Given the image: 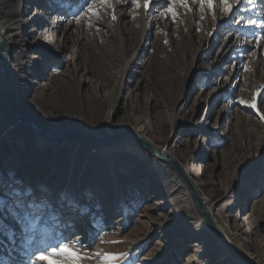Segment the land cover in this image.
I'll return each mask as SVG.
<instances>
[{
    "label": "rangeland",
    "instance_id": "1",
    "mask_svg": "<svg viewBox=\"0 0 264 264\" xmlns=\"http://www.w3.org/2000/svg\"><path fill=\"white\" fill-rule=\"evenodd\" d=\"M14 3L18 11L29 4ZM45 4L52 11L38 29L45 35L25 27L11 38V57L31 63L18 75L27 88L19 84L13 92L16 106L20 96L23 112L48 129L57 124L55 131L78 127L100 136L135 131L149 115L147 137L173 144V157L205 190L214 224L264 264V40L257 39L264 34V0H238L230 14L219 0L214 12L189 0L190 9L177 7L175 22L165 18L169 0H151L147 9L132 0ZM92 5L98 16L88 13ZM18 17L0 10V20ZM2 88L0 72V196L8 197L13 181L31 188L23 200L37 232L66 241L85 257L80 264H243L225 246L214 250L218 238L208 228L193 231L200 216L195 204L183 192L169 200L164 175L149 170V154L137 142L120 141L115 180L90 143L45 159L11 115ZM146 180L163 203L142 192ZM231 195L239 197L227 208ZM59 206L73 212L65 224ZM2 219L15 239L0 235V264H24V222ZM108 253L119 258L106 260Z\"/></svg>",
    "mask_w": 264,
    "mask_h": 264
},
{
    "label": "bare ground",
    "instance_id": "2",
    "mask_svg": "<svg viewBox=\"0 0 264 264\" xmlns=\"http://www.w3.org/2000/svg\"><path fill=\"white\" fill-rule=\"evenodd\" d=\"M68 1L69 0H61V2L63 3V6L67 5ZM24 3L25 4L29 3L28 7L24 8L23 11H18L15 7V3L10 5L9 0H0V10L3 7H6L11 13H14V14H16V16H19L17 19L11 18V20H9V22L0 20V41L6 47V52H7L6 59L8 60V69L11 71V75H12L13 92H16L18 90L19 84H20V87H21V85H23L21 88H27V83L25 81L23 83H19V80H18L19 74L18 75L16 74L15 70L13 69V67H11V65H15L17 63V61L20 59H23L24 63L27 65H29L31 63H30V61L26 60V58L24 59L21 56H18L17 58H14V59L11 57V53H12V51H11L12 50L11 38L15 34V31L17 29H19V28L21 29V28H25V27L33 30L34 32H37V35H42V34L45 35V32L43 30H38V29L41 26L44 28L48 25V23H49L48 21H50L51 14H52V11L45 4V0H24ZM38 9H41V11L43 13H45V17H43L44 19L43 18H37L35 16V12ZM46 37L51 42L55 43L56 47H59V43L57 44V42L54 40V36L47 35ZM16 101H17V110L20 112H23L24 104H23L21 97L20 96L16 97ZM150 124H151V118L149 115H147L146 118L140 122V125L135 128V131L134 130H132V131L138 137H140L142 140H144L145 142L152 145L161 155L168 157V158L170 157L171 159L175 160L178 163V161L173 157V154H172L173 144L172 143L170 144L169 140L164 142V143L157 144L147 137V134H148V131L150 128ZM56 125L57 124L52 125V128L55 130L57 128ZM13 126H15V128H14L15 132L18 135H21L22 132H21V130H19V127H16V125H13ZM71 128H73V127H71ZM81 129L84 131L85 130L90 131L86 128H81ZM31 139H32L34 147L43 155V157L45 159L53 158L54 156L62 154V152H65L66 150H68L70 148H76L77 146L83 147L84 145L88 144V143H83L82 141H78V140L76 141V140H72V139L67 140V139L45 138L43 136L36 134L35 132H31ZM119 144H120V141H115V142H111V143L103 144V145L102 144H92L93 147L97 148L98 150H100L104 154L103 160L105 161V163L108 167L109 173L112 176L113 180L116 179L115 161H116V155H117L116 150L119 149ZM88 145L92 146L91 144H88ZM147 153L149 154L148 155V157H149L148 162L150 163L149 170L150 171L152 170L153 172H160L161 175H164L165 184H166V187H168V191H167L166 196L169 198V200L171 199V197L173 195L183 192V195H185L186 197H189L191 199V201L193 202V204H195L197 211L199 212L198 207L195 203V200L193 199V196H192L190 190L186 188V185L181 180V178H179V176H177L175 174L174 170H173V172L169 170V168H171V166H170L171 164L169 163V161L162 159V158H159L158 156H156V155H154L148 151H147ZM178 164L183 168L186 176L190 179L191 173L184 166H182V164H180V163H178ZM173 181L175 183L173 185H170V183H172ZM113 184L116 187H118V184L117 183L115 184L114 181H113ZM143 185H144L142 188L143 193L149 194L150 196L153 195L157 204L158 203L161 204L164 202L162 200L160 194H159V189L157 187H155V185L153 184V182L151 180H146V182ZM194 188L198 192V194L201 196L204 208H205L206 212L208 213L209 217L212 219V221H214L213 209L208 203V197L205 195V192H204L205 190L199 184H194ZM238 197H239V195L237 197H236V195H231L230 199L227 203V208H231L235 199ZM66 207L65 206L64 207L59 206V208H58V211H59L58 213L60 214V218H61V224H65L69 220V218L72 216V213H73L71 211V209H69V208H67V210H66ZM237 215L239 216V214H236V216ZM194 224H195L194 227L192 226L193 231H198V230H201L203 228H208V226L205 223L201 214L199 216L198 221L194 222ZM215 226L220 231V233L223 236V238L225 239V241L236 252H238L242 256L248 258L252 262V264H262V262H260L259 260H256L249 252L244 251V250H239L238 247L233 243V239H232L233 237L229 236V234L224 230V228L222 226H220L218 223H216ZM183 234H184L183 232H180L178 234V236L181 238L183 236ZM214 247H215L214 250H217L219 248L224 249V245L219 240V238H218V240H216Z\"/></svg>",
    "mask_w": 264,
    "mask_h": 264
},
{
    "label": "snow or ice",
    "instance_id": "3",
    "mask_svg": "<svg viewBox=\"0 0 264 264\" xmlns=\"http://www.w3.org/2000/svg\"><path fill=\"white\" fill-rule=\"evenodd\" d=\"M193 3L198 4L199 8L202 10L205 7L210 11H215L216 0H192ZM223 6V12L231 13L235 7L238 0H219ZM252 3V0H248ZM101 5H109L110 0H99ZM151 0H143L141 5V0H132V4L137 8L143 6L145 9L150 7ZM177 7H184L185 9H190L189 0H169V5L165 9V18L171 17L175 22L178 16ZM88 13L93 16L99 15V9L92 5L88 8ZM80 16H77V22L80 20ZM112 19L115 20L116 17L113 14ZM250 23L255 24L256 21H250ZM264 28V23L260 25ZM257 39L264 40V34H262ZM18 75L20 72L26 71L25 63L23 59L17 61L15 65H11ZM264 92V89L261 90ZM261 93H257L259 96ZM247 103V102H244ZM255 108L256 104L252 103L248 105ZM16 181L8 184V197L4 198L0 196V235L6 236L9 240L15 239V232L11 225H6L2 217L4 214L12 216L17 220H22L24 222V243L28 246L24 250L25 261L24 264H65V261H69L70 264H80L85 257L78 252L75 248L70 247L69 244L60 239L59 237L53 238L50 232L38 233L36 229L35 218L32 212L27 211L25 208L23 197L32 195V189L21 190L19 187H15ZM32 208H43L44 204L40 205H30ZM50 219H55L51 217ZM57 240L58 242L52 243L49 247L45 248L44 245L49 244L50 240ZM96 255H99L97 253ZM119 258L117 254L108 253L105 254L106 260H115Z\"/></svg>",
    "mask_w": 264,
    "mask_h": 264
},
{
    "label": "water",
    "instance_id": "4",
    "mask_svg": "<svg viewBox=\"0 0 264 264\" xmlns=\"http://www.w3.org/2000/svg\"><path fill=\"white\" fill-rule=\"evenodd\" d=\"M6 47L0 41V62H1V69L0 72L2 74V94L4 100L9 108V111L13 118L19 123L22 124L29 132H35L36 134L43 136L45 138H52V139H72L87 142L90 144H108L115 141H121L124 139H130L137 142L143 148H145L148 152L158 156L159 158L168 160L169 163L173 166L175 171L180 175L183 181L187 184L188 189L190 190L193 199L198 207L199 213L203 217L205 223L207 224L209 230L215 234L219 240L224 244V246L228 249V251L238 260H240L243 264H252V262L236 252L223 238L220 231L215 226L212 219L209 217L208 213L206 212L203 201L201 196L194 188L193 182L186 176L183 168L173 159L170 157H165L161 155L152 145L142 140L138 137L130 128H121L115 130L108 135L100 136L97 134H93L91 132L83 131L82 129L76 128H63V130H53L48 129L44 125H41L35 122L27 113L20 112L17 110L16 102H15V95L13 93V84H12V75L11 71L8 69V60L6 59Z\"/></svg>",
    "mask_w": 264,
    "mask_h": 264
}]
</instances>
